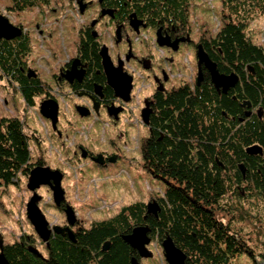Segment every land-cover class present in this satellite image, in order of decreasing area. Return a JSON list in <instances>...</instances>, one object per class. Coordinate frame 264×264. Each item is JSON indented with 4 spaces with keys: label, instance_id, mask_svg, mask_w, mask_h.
Wrapping results in <instances>:
<instances>
[{
    "label": "trees",
    "instance_id": "trees-1",
    "mask_svg": "<svg viewBox=\"0 0 264 264\" xmlns=\"http://www.w3.org/2000/svg\"><path fill=\"white\" fill-rule=\"evenodd\" d=\"M10 1V10L20 13L48 5L50 0ZM161 2L166 9L176 5L178 9L170 11L180 17L181 0H157V7ZM244 2V11L230 7L229 23L215 38L225 55L224 69L242 77L239 103L264 107V47L254 41L253 31H249L250 22L264 14V0ZM17 27L23 30L21 37L0 40V78L14 85L27 105L34 107L37 98L51 99L52 93L58 92L60 77L54 75V87L31 68V39L22 25ZM98 50L91 45L83 52L94 67H100ZM31 72L36 76L30 77ZM238 105L232 97L219 98L209 84L194 91L182 88L164 97L154 119V137L144 150L148 171L166 183L162 196L154 197L161 209L158 216L148 215L146 204L134 203L113 220L98 222L71 239L52 241L48 261L34 254L32 248L9 245L4 252L9 263L133 264L135 258L143 264L124 238L136 227H149L152 242L162 246L163 240L171 237L187 255V264H230L244 253L254 264H264V252L257 256L243 233L254 225L264 243V161L247 153L252 146L264 147V122L246 118L243 126L236 118ZM30 139L20 118H0L3 186L16 185L21 176H29L36 162ZM36 164L41 165L42 160ZM240 164L248 170L246 181L239 171ZM249 187H255L257 194L249 193ZM242 191L246 196L241 195ZM253 212L257 214L251 215Z\"/></svg>",
    "mask_w": 264,
    "mask_h": 264
},
{
    "label": "flooded vegetation",
    "instance_id": "flooded-vegetation-1",
    "mask_svg": "<svg viewBox=\"0 0 264 264\" xmlns=\"http://www.w3.org/2000/svg\"><path fill=\"white\" fill-rule=\"evenodd\" d=\"M156 1L72 0L82 18L79 31V46L76 48L75 56L68 57L60 65L59 72L57 73L60 77L58 80L60 86L58 92L52 93V98L58 102L61 97L65 98L67 96H69V99H77V101L73 102V107L71 108L76 125L82 123V120L85 118L91 117L97 121L101 117H109L112 122L114 121L115 125H118L124 114L133 111L131 103L133 99H137V105L141 107L137 122L138 127L142 131L140 135L142 138L138 141L137 151L131 149V154H138L140 160L135 161V156L132 155L130 157V164L135 168L139 167L142 172L149 175L151 173L147 169L144 156L145 145L154 137V119L157 118V109L161 100L167 95L176 93L177 90L190 88L194 91L196 88L209 84L219 98L232 97V100L239 104L236 118H238L243 126H245L246 118L257 119L261 124L264 122L263 104L255 108L253 105H247L243 101V103H239L238 95L243 88L242 77L235 71L231 72L224 69V67L227 68L225 55L223 49L217 44V38H215L224 29V24L229 23V19L232 16V13L229 12L230 7L244 11V0H216V2L214 0H181L183 3L181 6L182 12H180L181 14L179 13L180 17L177 18L173 14L174 11H170L178 9L176 5H171L174 8L168 6L166 9L162 2L157 7ZM178 4L180 3L177 2ZM215 18L220 20L216 26L213 21ZM145 38H147L146 41L150 40L149 46L155 49L144 47ZM158 39L163 45L159 44ZM150 44H153V46ZM91 45H95L99 49L97 56L100 67L92 66L84 58V50ZM103 46L108 48L109 56L114 66L121 68L132 79V91L129 101L118 97L115 90L108 83L100 54ZM199 51L203 52L215 64L220 75L228 77L231 74H235L237 77L235 86L229 88L227 92H224L223 87H216L213 82L212 73L206 63L200 60ZM75 59H79L78 67L76 68L77 73L82 71L83 77L81 81L74 78L71 82L65 76L68 72L72 71ZM253 74H255V70ZM138 77L148 82L146 85L149 92L142 101L139 97L142 89H139L136 95L134 94ZM97 88L100 89V94H98ZM65 90L69 92H65ZM95 106L97 107L95 108ZM77 107L86 108L85 111L89 112V116L81 117L82 108H78L77 110ZM109 108H112L113 113L119 111L117 114L119 119H115L116 115L110 116ZM249 113L250 115H247ZM234 119H232L233 122L235 121ZM60 122L61 116L59 115L58 127L60 126ZM68 123V126L72 128L73 122L69 120ZM59 137L63 138V135ZM72 145L74 160L90 161L99 167H106L112 163L110 159L113 157L105 152H96L89 147L75 143ZM259 146L261 147L262 154L248 156L264 161V147L261 144ZM83 149L87 151L86 158L82 157ZM98 155H103L105 161L103 165H98L93 161ZM36 163L37 160L33 168L37 166L45 167L43 162L41 165ZM238 167L246 181L247 176H249L247 168L244 164H240ZM249 188L251 189L249 193L257 194L255 187ZM241 195L246 196L245 191H242ZM154 200L157 199L154 198L151 201ZM68 204L66 194V201L63 204L60 206L56 204L51 205L62 218L57 223H52L51 218L39 204L48 224L47 230L49 233L47 240L37 232L34 224L28 219L26 207L25 215L29 221L28 225L31 228V234L24 235L16 243L23 247L27 246L28 249L32 248L34 254L48 261L50 259L49 248L52 241L65 237L71 239V236L75 237L82 230H88L94 224L101 222L92 220L88 224L80 218L79 210ZM130 205L123 206L114 216L105 220H113L123 209ZM68 206L73 210L74 219L70 218L67 213ZM86 207L91 210L93 209L95 216L100 215V211H98L96 205H88ZM4 246L5 252L6 247L9 245L4 242ZM136 255L139 258V262L143 263L145 259L140 257L138 251H136Z\"/></svg>",
    "mask_w": 264,
    "mask_h": 264
},
{
    "label": "rangeland",
    "instance_id": "rangeland-1",
    "mask_svg": "<svg viewBox=\"0 0 264 264\" xmlns=\"http://www.w3.org/2000/svg\"><path fill=\"white\" fill-rule=\"evenodd\" d=\"M10 6V0H0V15L9 18L15 26L22 25L28 32L32 47L28 57L29 64L32 69L38 71L43 81L55 87L54 75L59 72L60 65L68 57L75 56L79 45L82 18L76 5L72 0H50L48 5L20 13L10 10ZM213 21L215 26L220 22L216 18ZM250 30L253 31L254 41L264 47V14L250 22ZM146 40L147 38L144 40V47L155 49L149 46L150 40ZM146 83L148 84L138 77L134 94L142 89L139 94L141 101L149 92ZM46 98H37L35 106L29 107L21 92L7 80L0 78V118H20L25 124V132L31 138L29 143L33 157L42 160L45 167L59 169L65 173L62 185L67 194L68 205L71 204L79 210L81 219L88 224L92 220L102 221L114 216L123 206L134 203L148 204L153 197L162 196L166 183L130 164L132 155L135 156V161L140 160L138 154H131V149L136 150L138 141L142 138V131L137 122L141 107L137 105V99H133L131 103L134 112L124 114L118 125L109 117H101L99 121L93 117L85 118L82 123L76 125L71 108L77 99L61 97L59 130L63 138H60L53 130L51 122L40 113V104ZM69 120L73 122L74 128L68 126ZM73 143L89 147L96 152H105L116 161L106 167H99L90 161L74 160ZM28 178L29 176H21L16 185L0 184V235L7 245H12L24 235L31 234L25 215L27 204L33 195L27 188ZM38 193L43 197L40 205L52 223H57L59 219L61 221L58 212L51 207L54 201L50 189L42 187ZM88 205H96L100 215L95 216L94 210L86 207ZM262 209L264 210V207ZM255 230L254 225H249L243 233L249 247L254 249L258 256L264 252V243ZM247 232L252 235L247 236ZM149 249L153 251L154 257L145 259L143 264H167L160 242L153 241ZM230 264H254V260L244 253L233 259Z\"/></svg>",
    "mask_w": 264,
    "mask_h": 264
},
{
    "label": "water",
    "instance_id": "water-1",
    "mask_svg": "<svg viewBox=\"0 0 264 264\" xmlns=\"http://www.w3.org/2000/svg\"><path fill=\"white\" fill-rule=\"evenodd\" d=\"M23 35V30L20 27L14 26L9 18L4 15H0V40H13L19 38ZM159 40V39H158ZM160 45H163L160 40L158 41ZM101 57L103 60V66L108 78V83L116 92L118 97L123 98L125 101H129V97L132 91V79L126 75L121 68H117L111 61L109 56L108 48L103 46L101 49ZM205 56V57H204ZM199 57L202 62H205L210 72L212 73L213 82L216 87H223L224 92L233 86L237 82V77L235 75H230L228 77L222 76L216 69V66L211 62L206 55L199 51ZM79 59H75L73 63L72 71L68 72L65 78L69 81H73L74 78L79 81L82 80L83 72L77 73ZM36 74L31 72L30 77H35ZM201 78V77H200ZM199 78V81H200ZM98 94H100V89L97 88ZM249 105V102H246ZM97 106H95L96 108ZM82 108V107H77ZM86 108H82L81 117L89 116V112ZM145 111V110H144ZM40 113L43 118L51 122L52 128L59 136H61V131L59 130V115H60V104L55 99H46L40 104ZM110 116L116 115L115 119L118 118L119 111L113 113L112 108H109ZM247 115H250L247 114ZM144 116V113H143ZM247 153L249 155L262 154V150L259 146H252L248 148ZM83 158L87 157V151L83 149ZM103 155H98L93 161L98 165H103L105 163ZM111 162H115V159H110ZM65 174L59 169H52L51 167L37 166L33 168L29 173L27 188L33 193L30 201L27 204V217L36 227L37 232L47 240L49 231L47 230V222L44 215L41 212L39 204L43 200V197L39 195L38 190L42 187H48L53 194L54 204L60 206L66 201V191L63 188V180ZM161 211L159 203L157 200L150 201L147 204L148 215L158 216ZM67 213L70 218L73 217V210L68 206ZM58 231V229H57ZM45 234H47L45 236ZM151 230L149 227H136L133 229L132 233L126 236L125 241L136 251L142 259H150L154 257L153 251L149 249L152 243V238L150 237ZM73 238V236H71ZM162 248L164 252V257L167 264H187V255L176 246L175 242L171 237H166L162 242ZM4 239L0 235V264H10L4 254ZM107 248H105L106 250ZM133 264H139L137 259H133ZM263 264V263H260Z\"/></svg>",
    "mask_w": 264,
    "mask_h": 264
}]
</instances>
